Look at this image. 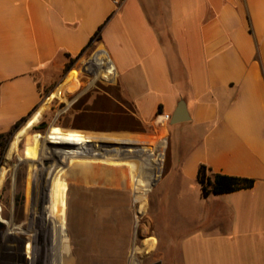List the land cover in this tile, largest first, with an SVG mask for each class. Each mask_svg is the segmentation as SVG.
<instances>
[{
	"label": "crops",
	"instance_id": "obj_1",
	"mask_svg": "<svg viewBox=\"0 0 264 264\" xmlns=\"http://www.w3.org/2000/svg\"><path fill=\"white\" fill-rule=\"evenodd\" d=\"M110 16L85 68L94 63L98 78L117 77L121 99L112 101L167 136L151 159L103 160L152 188L167 144L166 204L190 225L179 239L182 264H264V0H0V136L39 108L40 78L61 72ZM180 104L187 120L172 124ZM62 131L79 146L128 147ZM202 165L256 183L205 199ZM163 205L162 194L152 197L154 212Z\"/></svg>",
	"mask_w": 264,
	"mask_h": 264
},
{
	"label": "rangeland",
	"instance_id": "obj_2",
	"mask_svg": "<svg viewBox=\"0 0 264 264\" xmlns=\"http://www.w3.org/2000/svg\"><path fill=\"white\" fill-rule=\"evenodd\" d=\"M95 51H86L69 71L65 70V66L61 72L50 73L48 76H53L51 78H40L42 101L39 108H45L42 118L37 116L32 119L39 110L36 109L18 130L2 140L0 264H42L48 258L47 254L42 253L41 245L52 244L56 209L50 193L57 188L56 177L59 182V178L74 175L81 177L88 173L102 174L108 180L72 179L71 184L67 185L81 184L83 188L73 190L70 186L72 191L64 193L61 199L70 200L71 207L74 208L73 214L79 217H88V220L102 219L108 223L116 218L125 221L122 230L112 229V225L108 228L107 224L108 227H104L101 233L108 236H89L92 231L87 230V236L77 237L76 242L73 240L83 264H132L134 259L138 264H153L158 261L163 264H182L179 239L190 225L175 205L166 204V179L162 181L161 178L168 162L167 144L165 148L159 149L163 157L160 176L152 188L149 182L142 188L135 182L132 183L134 179L145 181V176L139 177L103 160L134 157L151 159L155 148L166 143L167 134L158 136L153 126L142 125L127 110L112 101L111 98L116 101L121 99L117 77L111 81L98 78L96 73L100 70L94 63H89L91 71L85 68ZM75 69L82 71L73 79ZM63 129H81L103 137L106 145L128 147L92 149L79 146L63 140ZM38 135L43 136L37 137ZM132 136L133 139H130ZM143 149L153 150L147 152ZM35 153L38 154L36 158ZM66 153L70 156H85L86 162L59 157ZM51 164L53 170L49 169ZM127 179L131 183H126ZM124 188L128 190L122 194ZM113 189H119L120 194ZM158 194H162L164 200L161 214L154 212V206L152 207V197L157 199ZM68 212L64 211L60 216L64 228L70 225ZM64 228L61 229L65 233ZM97 233L100 231L97 230ZM39 234L44 236L42 242L38 238ZM149 242L154 243L153 248L149 246ZM94 246H97L96 249H93ZM59 257L61 260L69 259L64 252Z\"/></svg>",
	"mask_w": 264,
	"mask_h": 264
},
{
	"label": "bare ground",
	"instance_id": "obj_3",
	"mask_svg": "<svg viewBox=\"0 0 264 264\" xmlns=\"http://www.w3.org/2000/svg\"><path fill=\"white\" fill-rule=\"evenodd\" d=\"M4 173H6V171ZM43 174H44V172H43ZM41 175H42V173H41ZM39 176H40V174H39ZM44 177H45V175H44ZM56 178H57L56 179V182H57L56 187L57 188H55L54 190L52 189L53 192L50 193L52 202L55 205L56 215H57L56 216L54 213V216H53V220H54L53 223L55 224V230L51 234V238H52L51 243L52 244H50V246L41 245L42 253L48 255V258L45 261H43V263L42 262L41 263L42 264H83L81 262V255H79L80 252L74 246V244L76 242V238L79 236H87V235H85L87 230L92 231L91 233H89V236L92 234L102 236V237L108 236V235L101 233V231L104 230V227L109 226L108 228H111V225H112V229L117 228L118 230H122L123 226H124L123 223L125 220H123L122 218H120V219L116 218L115 220L111 221V223L105 222V220H102V219H93V218L90 219L89 218V220H88V217H84V216L79 217V216L73 214L74 208L71 207L72 203L70 202V200H62L61 199L64 193L72 191V189H70L71 185L70 186L67 185V183L71 184L72 179H76V178L90 179V180H92V179L96 180L97 179L100 181H106V180H108V177H105L102 174L88 173V175L81 176V177H77V175H74L71 177L59 178L60 179L59 182H58V177H56ZM42 179H43V177H42ZM2 182H3V178H2V176H0V189L2 186ZM125 182L131 183V180L127 179V181L125 180ZM133 182H135L136 185L140 186L141 188L148 184L147 180L143 181L142 179H139V181H138V179H134V180H132V183ZM71 187L73 188V190H81L83 188V186L81 184L77 185V186H71ZM113 190L118 195L120 194L119 189L118 190L113 189ZM115 190H117V191H115ZM127 190H128L127 188L126 189L124 188V191H122V194L127 193ZM108 192H111V191H108ZM56 200H58V203L56 202ZM61 205H63V207H61ZM65 205L67 206V208ZM67 210L69 211L68 214L70 213V218H69L70 225H69V227H67L65 225L67 228H64V225L61 224L62 221L60 219V216L64 211L66 212ZM55 219H56V221H55ZM105 224H106V226H105ZM107 224H108V226H107ZM61 228L65 229V233H64V231H62ZM97 230H99L100 233H97ZM120 235L117 234V236H119V237H120ZM38 238H40V240L42 242L44 239V236H42V234H39ZM74 239H75V242L73 241ZM101 241H102V239H101ZM82 242H84V241L82 240ZM93 242H94V240H93ZM149 246L151 248H153L154 243L149 242ZM96 247L93 249H96ZM3 250H5V249H3ZM8 252H10V251H8ZM61 252H64L65 254L67 253V258H69V259L61 260L59 257ZM133 258H135V257L133 256ZM9 259H11V258H9ZM85 264H87V262ZM132 264H138V263L134 259V260H132Z\"/></svg>",
	"mask_w": 264,
	"mask_h": 264
},
{
	"label": "trees",
	"instance_id": "obj_4",
	"mask_svg": "<svg viewBox=\"0 0 264 264\" xmlns=\"http://www.w3.org/2000/svg\"><path fill=\"white\" fill-rule=\"evenodd\" d=\"M113 16V14H112ZM110 16L107 21L99 27V29L96 31L94 36L90 39L88 45L82 50L80 54H78L75 57H72L70 55L67 56L68 58V64H66L65 70L69 71L74 67V65L77 63V61L83 57V55L88 51L89 49H93V45L102 40V33L106 26V24L111 19ZM77 69H75L73 72L72 77L75 75ZM27 120V118L22 119L20 122H18L14 128V131L18 130L21 125ZM36 126V125H35ZM34 126V127H35ZM33 127V128H34ZM12 132L8 135H1L0 136V148L2 149V140L5 139L8 136H11ZM42 136L38 135L37 137ZM38 154L35 153L34 158H36ZM198 183L201 187L202 196L203 198L207 199L211 196H219L223 194H229L234 193L237 191L242 190H248L252 189L255 185V180L250 178H243V177H235V176H228L224 174H214L212 169L208 168L205 165L200 166L198 171Z\"/></svg>",
	"mask_w": 264,
	"mask_h": 264
},
{
	"label": "water",
	"instance_id": "obj_5",
	"mask_svg": "<svg viewBox=\"0 0 264 264\" xmlns=\"http://www.w3.org/2000/svg\"><path fill=\"white\" fill-rule=\"evenodd\" d=\"M186 120H187V117H186L185 105L180 104L178 106V109L176 110V112L174 113V115L172 117V124H178V123L186 121ZM153 264H163V263H162V261H158V262H155Z\"/></svg>",
	"mask_w": 264,
	"mask_h": 264
}]
</instances>
